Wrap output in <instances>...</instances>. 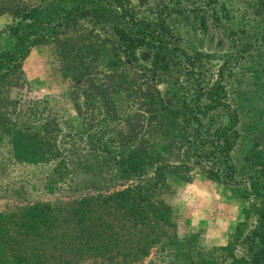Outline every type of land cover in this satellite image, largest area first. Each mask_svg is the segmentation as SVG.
I'll use <instances>...</instances> for the list:
<instances>
[{
    "label": "trees",
    "instance_id": "trees-1",
    "mask_svg": "<svg viewBox=\"0 0 264 264\" xmlns=\"http://www.w3.org/2000/svg\"><path fill=\"white\" fill-rule=\"evenodd\" d=\"M136 2L0 0L15 30L0 53V150L38 168L31 187L43 196H16L0 212V264H129L152 253L156 264H264V149L239 152L260 131H244L224 86L211 84L209 57L188 53L174 31L187 14L218 27L223 17L211 0L205 9L198 0ZM254 35L261 46L244 49L257 74L264 32ZM45 45L69 82L78 129L65 131L47 97L25 109L13 97L28 54ZM201 172L250 199L222 246L180 235L165 200L173 179Z\"/></svg>",
    "mask_w": 264,
    "mask_h": 264
},
{
    "label": "rangeland",
    "instance_id": "rangeland-1",
    "mask_svg": "<svg viewBox=\"0 0 264 264\" xmlns=\"http://www.w3.org/2000/svg\"><path fill=\"white\" fill-rule=\"evenodd\" d=\"M130 1L137 6L136 0ZM211 1V7L217 8L223 17L221 27L205 18L195 23L193 15L187 14L175 21L174 31L188 53L198 52L209 57L207 73L211 84L217 82L224 86L221 95L239 110L244 131H260L257 140L250 138L244 143L239 151L243 155L256 147L264 149V53L259 57L261 68L254 74L248 69L250 49H244L248 42L254 43L256 48L261 46V39L258 38L257 43L254 34L264 32V0ZM222 2L226 4L224 10ZM202 3L205 0H198L197 5L204 8ZM35 14L33 11L30 15ZM13 27L11 16L0 14V53L11 48ZM23 71V85L13 93L20 107L25 109L35 99L47 97L65 131L69 127L78 129L80 118L64 98L69 82L60 76L54 49L49 45L33 48L23 63ZM38 171L36 167L15 164L8 148L0 150V212L13 210L12 205L18 203L16 196L19 195L29 200L43 198L31 187L37 183ZM171 183L174 192L166 195L165 200L177 212L178 233H200L206 247L226 244L236 224L243 220L242 209L250 202L244 188L215 183L208 180L204 172L194 174L189 182L173 179ZM154 257L152 253L142 262L129 264H156ZM81 264H93V261L86 259Z\"/></svg>",
    "mask_w": 264,
    "mask_h": 264
}]
</instances>
